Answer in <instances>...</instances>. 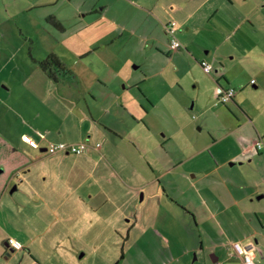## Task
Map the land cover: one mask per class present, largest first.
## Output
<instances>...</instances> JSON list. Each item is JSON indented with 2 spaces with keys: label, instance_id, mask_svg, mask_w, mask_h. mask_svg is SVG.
<instances>
[{
  "label": "rangeland",
  "instance_id": "rangeland-1",
  "mask_svg": "<svg viewBox=\"0 0 264 264\" xmlns=\"http://www.w3.org/2000/svg\"><path fill=\"white\" fill-rule=\"evenodd\" d=\"M82 1L0 0V70L41 61L43 53L50 51L62 56L65 45L79 49L78 44L64 45L61 38L65 34L75 36L82 27L76 12ZM99 3L108 5V19L126 25L124 35L137 24V33L143 23L147 24L142 34H148L146 29L154 27L151 30L155 32L154 43L158 48L144 52L138 48L140 43L134 36L123 40L114 57L116 60L128 57L124 62L137 78L142 73L161 74L151 78L158 96L151 98L153 105L145 102L150 111V117H146L150 131L144 133L145 139L140 142L141 152H135L141 178L146 183L152 178L155 182L137 193L136 205L127 214L92 207L79 215L66 212L57 216L46 212L40 218L47 228L35 222L31 227L25 220L32 219L33 212L25 210L24 214L17 210L15 202H10L7 207L10 215L0 221V228L15 235L31 232L37 240L32 252L56 258L58 264H210L209 260L197 259L194 252L206 245L209 236L216 242L223 240L221 226L232 239L254 234L263 245L264 232L254 219L255 214L264 215V199H257L262 193L251 192L247 205L236 203V208L228 205L220 208L223 198L217 197L216 190L224 183L214 170L213 152L216 156L222 154L218 160L223 165L237 153L238 136L232 134L244 119L252 120L254 123L250 124L256 127L251 126L246 132L250 130L257 136L258 129L264 135V0H146L144 5L159 20L157 24L146 15L144 18L136 15L126 0H99ZM50 17L66 22V30L57 29ZM93 17L80 19L89 22ZM171 22L176 24L175 37L183 46L180 51L168 49L162 26ZM114 30L117 31L116 27ZM98 38L97 45L102 48V35ZM201 61L211 65V73L203 71ZM225 89L235 91V104L218 101V93ZM0 113L5 114L3 110ZM199 164L210 171L203 178ZM228 165L232 166V162ZM236 170L239 172L234 174L242 176L236 180L257 181L248 187L264 188L263 175L257 167ZM150 191L161 194L162 199L155 194L147 197ZM124 195L122 192L121 197ZM26 201L24 196L20 197V206ZM98 202L103 204L104 200ZM12 207L17 211L11 213ZM56 219L58 223L53 225ZM76 221L80 226L71 231L67 222ZM134 221L138 225L127 239V228ZM230 229L236 233L228 232ZM54 262L50 260L49 264Z\"/></svg>",
  "mask_w": 264,
  "mask_h": 264
},
{
  "label": "crops",
  "instance_id": "crops-1",
  "mask_svg": "<svg viewBox=\"0 0 264 264\" xmlns=\"http://www.w3.org/2000/svg\"><path fill=\"white\" fill-rule=\"evenodd\" d=\"M126 1L137 12L136 15L141 14L142 18L146 15L150 22L159 23L146 8L147 5H144L146 0ZM81 8H86V11L80 12ZM107 8L108 5H101L99 0H83L79 5V11L76 12L80 18L88 15L95 17L89 22L79 18L78 24H82L79 32L72 37L69 34L62 36L64 45L78 44L79 49L68 48L66 45L63 47L60 42L58 43L63 47L62 56L54 54L68 70L58 82L49 79L35 61L14 64L9 69L0 70V111L5 112L0 113V136L16 151L22 153L29 162L11 175L0 195V221L4 222L6 216L10 215L7 210L10 202H15L17 210L24 214L25 210L33 212L32 219L25 220L26 225L30 224L31 227H34L33 222L36 225L45 224L40 216L46 212H52L57 216L66 212L79 215L82 210L92 207L117 215L127 214L136 205L137 193L155 182L152 178L146 183L144 177L141 178V172L135 164V152H141L143 144L140 145V142L145 139L144 133L150 131L146 123L150 111L147 110L145 102L148 100L153 105L151 98L158 96L151 78L161 74L154 72L150 76L142 73L137 74V78L124 62L129 60L128 57L124 60L121 58L116 60L114 57L116 48L124 43L123 40L134 36L138 38L140 43L138 48L142 51L158 48L154 43L155 32L151 30L154 27L146 29L148 34H142L140 32L144 31L147 24L141 25L139 33L137 24L136 28L128 29L127 35H124L126 25L108 19ZM56 21L63 28L61 32H64L67 23L57 19ZM99 23L101 28L98 30ZM148 25L151 26L150 23ZM85 30H90V33ZM98 35H102L103 38L102 48L97 45ZM168 49L176 51L170 44ZM177 49L180 51L183 46ZM49 53L53 52L43 53L45 54L42 55L43 58ZM139 67L140 65L137 66ZM141 108L146 113H143ZM242 121L232 134L238 136L236 143L239 150L230 158L224 159L225 165L220 164L218 160L222 158V154L216 156L212 151L215 166L212 165L222 180L220 182L224 183L217 188V197L230 198L228 201L222 199L220 208L225 205L236 208V203L247 205L251 192L254 195L262 193L257 198L264 199L263 187L255 189L248 187L254 186L257 181H239L236 178L241 179L242 176L234 174V171L239 172L236 170L238 168L255 166L263 175L261 179L264 181V135H261L258 129L257 136L250 130L246 132L245 129L255 126L250 124L252 120ZM227 139L225 137V141ZM59 142L73 144L85 142L87 149L81 155L66 153L47 155V145ZM257 142L263 144L261 149H257ZM220 151L221 148L218 152ZM230 162L232 166L228 165ZM201 164L198 168L203 178L210 171L203 170ZM243 171L244 169L241 170ZM122 192L125 195L121 197ZM154 194L162 199L161 194L157 192L152 194L151 191L147 197L152 198ZM22 196L27 201L20 206ZM100 199L104 200L103 204L98 202ZM17 210L12 207L11 213ZM254 219L259 230L264 232V215L255 214ZM57 223L56 219L53 225ZM67 224L71 231L77 228L75 226H80V222L77 224V221ZM224 224L227 226L228 222ZM137 225V221H134L131 227L127 228L129 233L127 239L130 231ZM221 229L225 235L224 239L216 242L210 236L207 237L206 245L194 252L197 259L203 262L209 260L210 264H214L212 258L216 264H242L241 257L233 247L238 244L255 248L254 258L259 264H264V243L262 241L261 245L256 235L248 234L232 239L222 226ZM228 232L236 233L233 229ZM9 233L11 232L0 228V264H49L50 260L55 261L53 264L59 263V260L50 258L49 255L36 256L32 252V246L37 240L31 232H21L17 235ZM9 239L16 240L21 247L9 246L7 244Z\"/></svg>",
  "mask_w": 264,
  "mask_h": 264
},
{
  "label": "trees",
  "instance_id": "trees-1",
  "mask_svg": "<svg viewBox=\"0 0 264 264\" xmlns=\"http://www.w3.org/2000/svg\"><path fill=\"white\" fill-rule=\"evenodd\" d=\"M50 19H52V23L57 29L59 30L63 29L60 26V24L55 20V18L50 17L49 20ZM170 24H173V28H174L173 34L169 33V30H168V26H170ZM165 25H166L165 27L164 25L162 26L163 31H164V34L167 36V40H168L167 43L170 44L171 46L172 38H175L176 40H178L175 37L176 24L174 22H171V23H166ZM180 48L181 46L179 47V49ZM35 63H37L40 69L53 82H58L61 76L68 73L66 66L61 62L58 56L55 55L54 53H49L48 55L44 57L43 60L35 61ZM234 96H232L228 102H233V104H235ZM220 103L226 104L222 102ZM28 163H29L28 160L25 157H23L22 153H19L18 151H16L12 145H10L3 137L0 136V195L3 193V189L5 188L8 182V179L11 177V175H13L15 171L25 167V165H27ZM121 259H122V255H121ZM119 262L120 261H118V263Z\"/></svg>",
  "mask_w": 264,
  "mask_h": 264
},
{
  "label": "built area",
  "instance_id": "built-area-1",
  "mask_svg": "<svg viewBox=\"0 0 264 264\" xmlns=\"http://www.w3.org/2000/svg\"><path fill=\"white\" fill-rule=\"evenodd\" d=\"M169 33L173 34L174 33V28L173 24H170L168 26ZM181 45L176 40L175 38H172L171 40V48L177 49ZM201 66L203 70L206 73H209L211 71V66L204 61L201 62ZM235 91L232 89H225L222 90L221 92L218 93V100L222 103H227L232 96H234ZM257 149L262 148L261 142H257ZM99 144L97 145V147ZM87 149V144L85 142L79 143V144H73V143H64V142H59V143H49L46 147V154L47 155H55L58 153H66V154H73V155H81L85 153ZM8 245L13 247V248H20L19 242H17L14 239H9ZM234 250L235 252L241 257L242 264H259V262L254 258V249L252 246L251 247H244L238 244L234 245Z\"/></svg>",
  "mask_w": 264,
  "mask_h": 264
},
{
  "label": "flooded vegetation",
  "instance_id": "flooded-vegetation-1",
  "mask_svg": "<svg viewBox=\"0 0 264 264\" xmlns=\"http://www.w3.org/2000/svg\"><path fill=\"white\" fill-rule=\"evenodd\" d=\"M176 50H178V49H176ZM216 81H217V82H219V80H218V79H217ZM236 117H238V114H237V116H236ZM236 119H238V118H236Z\"/></svg>",
  "mask_w": 264,
  "mask_h": 264
},
{
  "label": "water",
  "instance_id": "water-1",
  "mask_svg": "<svg viewBox=\"0 0 264 264\" xmlns=\"http://www.w3.org/2000/svg\"><path fill=\"white\" fill-rule=\"evenodd\" d=\"M12 192H13V191H12ZM257 199H258V198H257ZM212 261L214 262V264H216V263H215V259L212 258Z\"/></svg>",
  "mask_w": 264,
  "mask_h": 264
}]
</instances>
